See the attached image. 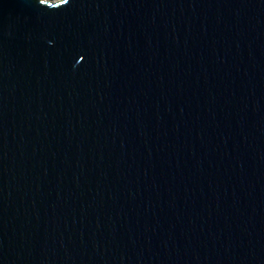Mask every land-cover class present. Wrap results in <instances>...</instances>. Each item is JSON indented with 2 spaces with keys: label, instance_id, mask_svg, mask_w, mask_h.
<instances>
[{
  "label": "water",
  "instance_id": "obj_1",
  "mask_svg": "<svg viewBox=\"0 0 264 264\" xmlns=\"http://www.w3.org/2000/svg\"><path fill=\"white\" fill-rule=\"evenodd\" d=\"M0 264H264V0H0Z\"/></svg>",
  "mask_w": 264,
  "mask_h": 264
}]
</instances>
